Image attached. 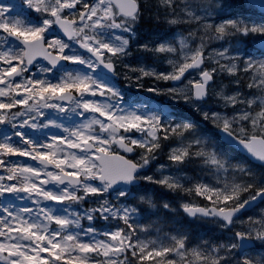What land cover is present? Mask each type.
Wrapping results in <instances>:
<instances>
[{"label": "snow or ice", "instance_id": "1", "mask_svg": "<svg viewBox=\"0 0 264 264\" xmlns=\"http://www.w3.org/2000/svg\"><path fill=\"white\" fill-rule=\"evenodd\" d=\"M0 264H264V0H0Z\"/></svg>", "mask_w": 264, "mask_h": 264}]
</instances>
